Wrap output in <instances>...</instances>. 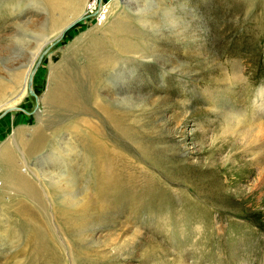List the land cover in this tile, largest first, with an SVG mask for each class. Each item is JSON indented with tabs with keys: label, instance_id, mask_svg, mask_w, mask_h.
<instances>
[{
	"label": "rangeland",
	"instance_id": "1",
	"mask_svg": "<svg viewBox=\"0 0 264 264\" xmlns=\"http://www.w3.org/2000/svg\"><path fill=\"white\" fill-rule=\"evenodd\" d=\"M88 2L0 0V157L38 191L0 178V264H264V146L233 118L264 87V0H111L102 24Z\"/></svg>",
	"mask_w": 264,
	"mask_h": 264
},
{
	"label": "bare ground",
	"instance_id": "2",
	"mask_svg": "<svg viewBox=\"0 0 264 264\" xmlns=\"http://www.w3.org/2000/svg\"><path fill=\"white\" fill-rule=\"evenodd\" d=\"M110 7H111V5H110ZM80 8H82V7H80ZM111 11H112V7H111ZM89 14H90L89 11H86L85 16H87ZM170 14H171V12H170ZM96 28H98V26ZM94 32H95V29H94ZM138 58H139L138 60H142V59H146V58L149 59L150 57L146 56V58H145V57H141V55H140V57H138ZM29 75H31V70H29V72H28V76ZM27 80H28V78L26 79V83L22 88L21 100L23 99V96L26 95V93H27V89H28ZM252 95H254V94H252ZM21 100H19V101H21ZM253 100L254 101L252 103H254L253 104L255 106L254 108L257 109L258 112L260 111L261 113H263L264 112V87H261L257 91L256 98ZM16 103H17V101L7 103L6 105H8V107H12V106L16 105ZM255 109H254V115L253 116L252 115L248 116L246 112H245V114H241L242 118H239L240 115L233 116L234 120L236 121L235 127H237L235 129V134L239 135V136L243 135L242 131H240L239 129L241 127L245 128L246 129L244 131L245 135L243 137V139L244 138L246 139L245 141H248L249 144L250 143L251 144L256 143V144H259V145L261 144L264 146V121H263L264 117L262 118L260 113L257 114L258 112H256ZM246 116H248V118H250V119H247V118L244 119V117H246ZM41 121H43V122L38 124V126L35 129H33V132L31 131V133L27 134V136L23 139V142L20 143L21 145H23L25 151L28 153H32V152L36 151L37 149H39V147L41 146V143H43V141H44L45 127L47 126V120L46 121L41 120ZM20 144L18 145V147L20 146ZM67 156H69V155H67ZM55 159L59 160V157L56 158V156H55ZM62 160H63V157H62ZM249 160H251L255 163V165H253L252 167H250L247 170V173L252 174V173H255L254 171L257 169V166L261 165L264 162V156H261V157L257 156V157L251 158ZM68 162H69V160H68ZM72 162H73V160H72ZM72 164L70 162L69 166L64 167L65 164L63 165L60 163L58 165L60 167H58V168L63 169V171L66 172L67 169L72 168ZM65 176H67V174L60 175L61 178H64ZM0 178L5 183L14 184L16 186L17 192L22 193L26 196H29L33 200L37 199L38 191H37L36 186L31 181V179L21 171L20 166H19L18 161H17V158H16V155H15L14 151L12 149H10L9 147L6 148L2 152L1 157H0ZM63 180L66 181V178ZM1 186H2V183L0 181V196L2 193H4V191L1 189ZM256 186L264 187V174H262V175L258 174V176L256 178V184L252 187H249L251 193H255Z\"/></svg>",
	"mask_w": 264,
	"mask_h": 264
},
{
	"label": "built area",
	"instance_id": "3",
	"mask_svg": "<svg viewBox=\"0 0 264 264\" xmlns=\"http://www.w3.org/2000/svg\"><path fill=\"white\" fill-rule=\"evenodd\" d=\"M110 1L89 0L86 7L87 11L90 12L89 16L94 17L99 24L106 22L111 12Z\"/></svg>",
	"mask_w": 264,
	"mask_h": 264
},
{
	"label": "water",
	"instance_id": "4",
	"mask_svg": "<svg viewBox=\"0 0 264 264\" xmlns=\"http://www.w3.org/2000/svg\"><path fill=\"white\" fill-rule=\"evenodd\" d=\"M48 50V48L44 51V53H46ZM32 77H33V73L32 75L30 76V81H29V84H28V88H29V93L36 96V93L34 92V90L32 89ZM37 97V96H36ZM15 109H21V107H18V106H14V107H10L7 109L6 112L8 111H12V110H15Z\"/></svg>",
	"mask_w": 264,
	"mask_h": 264
}]
</instances>
